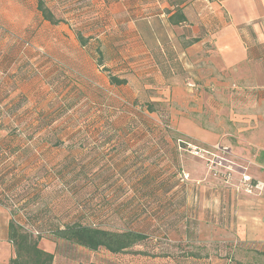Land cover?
I'll return each mask as SVG.
<instances>
[{"label":"crops","instance_id":"0c3cea01","mask_svg":"<svg viewBox=\"0 0 264 264\" xmlns=\"http://www.w3.org/2000/svg\"><path fill=\"white\" fill-rule=\"evenodd\" d=\"M58 2L67 7L65 15L79 19L86 44L75 40L71 26L60 25L66 34L57 32L48 48H40L45 57L32 79L24 72L22 50L5 46L8 33L0 30V263L14 256L9 221L24 209L20 203L36 194L41 165L40 179H59L67 196L81 187L110 192L108 203L95 196L79 201L80 208L107 204L118 219L121 208L136 201L178 208L180 236L201 234L203 226L223 239L236 238L243 264H264V194L235 186L244 171L264 181V0L52 1ZM109 74L126 82L112 84ZM128 87L134 92L128 94ZM253 88H258L256 110L250 104ZM128 96L136 106L141 96L152 107L170 99L173 132L142 131L147 123L139 116L130 124L140 126L134 133L123 129L127 120L109 118L115 110L123 114ZM68 112L77 117L71 125ZM179 138L228 147L227 154L214 151L213 157L221 161L216 169H230V182L178 147ZM156 139L168 149L163 151L160 141L149 143ZM126 174L135 180L122 187L136 193L124 198L117 185ZM9 196L22 200L7 206ZM206 198L220 199L222 210L211 214L225 220L204 217L208 212L200 208ZM192 199L199 202L198 211L187 210ZM134 212L126 219L139 216ZM39 247L54 254V264L51 236H42ZM231 257L230 262L233 251Z\"/></svg>","mask_w":264,"mask_h":264},{"label":"rangeland","instance_id":"374dc122","mask_svg":"<svg viewBox=\"0 0 264 264\" xmlns=\"http://www.w3.org/2000/svg\"><path fill=\"white\" fill-rule=\"evenodd\" d=\"M45 1L51 7L57 18L62 20L61 23L52 25L44 21L36 9V1L34 0H0V30L3 28V31L8 33L5 46L13 50L15 49V51H18L19 48L22 50L23 54L20 60L23 66L27 68L24 72L28 75V79L37 76L38 61L42 55L45 57L41 49L48 48L51 43L54 42L53 37L56 36L57 32L66 34L67 28L65 26L60 27V25L68 24L71 26L70 28L74 32L76 41H78V32L86 38L85 33L79 28V19L73 20L64 14L67 9L66 6H63L61 2L52 3L53 0ZM76 7L75 5L72 8ZM23 55H25V57ZM262 67L264 68V64H262ZM257 90L258 88L252 89L253 101L250 103L252 105L251 108H255V110L257 100L254 94ZM130 91L134 92L133 87H128L126 89L128 94ZM112 94L115 95L116 93L113 92ZM148 95L151 96V98L158 96L157 93H149ZM160 96L162 97L163 94H160ZM114 98L115 97L112 95V100ZM130 100L131 96H128V104L123 114H119V112L115 110V112H111L110 115H106L117 122L123 119L125 121L127 120L129 126H125L123 129H129V131L133 130L134 133L140 132L138 131L140 130V126L139 129H137V125L131 126L130 124H133L136 117L138 118L139 116L143 117L147 123L142 127L144 128L142 131L163 134L173 132L172 125L169 122V113L171 114L170 99L155 102V107L153 106L154 110L151 112L147 110L146 105L149 102L147 103L143 96L139 98L141 102L138 106ZM153 101H156V99H153ZM257 112L259 111L257 110ZM80 114L81 116L86 115L83 111L80 112ZM96 115L98 117L99 114ZM66 117L69 118L66 123L70 125L77 118L72 112H68ZM86 117L91 118L88 116ZM100 118L103 117L100 116ZM109 130L108 128L106 131ZM112 131L116 133L117 131L119 132V129H112ZM95 132L98 133V130L95 129ZM86 135H88L87 131L85 133V136ZM97 135L100 134L98 133ZM81 136L82 133L79 137ZM179 139L189 142L185 138ZM178 140H176L175 143L184 150L185 144H182ZM159 141L156 139L155 141H149V143L158 144ZM160 143L162 144L161 148H163V151L168 149L164 140L160 141ZM229 143L231 142L229 141ZM42 168L43 166L37 165L36 187L34 186L36 188V194L26 198L23 202H21L22 199L20 198H12L14 204L20 202V204H26L23 206V210L21 209L12 214V218L17 222L32 226L33 230H37L38 232L41 231L43 236H48V229L54 228V226H64L75 222L93 224L97 227L100 226L109 230L133 229L145 233L148 236L146 240L135 245L131 250H128V252L117 254H112L104 249L91 251L75 245L68 247L59 242L57 246L60 251H57L54 264H85L88 262L97 264H243L242 252L239 249V241L236 238H231L229 240L223 239L221 236L224 235L207 232V229L203 228V226L200 227V230L203 231L201 234L193 232L188 233L185 237L180 236L178 211H176L178 208L173 207L171 209L164 206V208L158 209V204L151 205L146 202L136 201V205L131 206L129 209L128 207L121 208L122 216L119 215V219L116 217V212L113 211V208L107 204H105L106 206L103 204L104 206L102 207L88 206L89 208H80L77 204L79 201L83 199L93 200L95 196L103 200L108 198L106 200V203H108L110 200V192L99 191L96 193L89 191V189L84 190V188L81 187L78 192L70 193L67 196L59 179H53V181H49L48 179L45 180L44 178L40 179L42 178L40 177L43 172ZM133 176L134 175L126 174L125 177H122V181L117 185L119 188H122L120 191H117V195H122L119 197L127 198L129 194L132 193L131 195H133V193H136L133 189V191L125 190V187H122L129 185L131 181L128 179L133 180ZM182 178L185 179L186 177L183 175ZM86 179L92 181V177ZM259 181L263 183L264 186V181ZM259 181L255 180L254 182ZM237 190L244 192L241 189ZM253 193L257 195L264 194V189L260 190V192L254 191L249 194ZM206 199L207 200L203 201L201 208L199 207V202L196 203L194 199H192L191 202H187V210L193 212V210L198 211L200 208V210L203 209L208 212L204 215L206 219L217 221L216 218H220L218 219L220 221L223 218L225 220L226 216L223 217L221 215V217H219L216 215V217H213L215 214H211L213 211L222 210L223 204L220 199L216 198V200L213 201L214 203L209 201L210 198ZM132 209L135 210L136 212L134 213H138L139 216L127 220L126 214ZM150 214L153 215V218H150ZM223 224H225V221ZM181 238L186 239L182 241ZM231 250L233 251L234 258L230 262L228 257H231ZM190 257L195 258L196 261L192 260Z\"/></svg>","mask_w":264,"mask_h":264},{"label":"trees","instance_id":"16d2710c","mask_svg":"<svg viewBox=\"0 0 264 264\" xmlns=\"http://www.w3.org/2000/svg\"><path fill=\"white\" fill-rule=\"evenodd\" d=\"M34 1H36V9L44 21L52 25H57L62 22L61 19L57 18L45 0ZM77 39L80 44H86L87 38H84L79 32L77 33ZM97 52L99 53V51ZM97 62L100 65L102 64L100 56ZM109 79L115 85H123L126 82V79H119L112 74H109ZM147 110L151 112L154 108L151 105H147ZM12 198L10 196L6 197L4 203L7 206L14 205ZM47 234L55 241L56 251H60L57 246V243L60 242L68 247L75 245L91 251L104 249L112 254L128 252L132 247L148 238L147 234L133 229L109 230L93 224L76 222L64 226H54V228L48 229ZM42 236V233L33 236L16 223L15 220L10 219L7 238H9L13 246L14 256L8 262L0 264H52L54 254L39 247ZM85 264L97 263L88 262Z\"/></svg>","mask_w":264,"mask_h":264},{"label":"built area","instance_id":"2783aa9c","mask_svg":"<svg viewBox=\"0 0 264 264\" xmlns=\"http://www.w3.org/2000/svg\"><path fill=\"white\" fill-rule=\"evenodd\" d=\"M178 141L181 142L182 144H185L186 150L192 156L204 159L205 165L210 172H213L214 174L219 173L220 175L223 176L224 181L226 183L230 182V179L232 177L230 169L228 167L224 168L225 171L223 172L219 171V169H216V165H220V167H222V165H221V161L216 160L213 157L214 151H220L221 153L227 154L229 150L228 147L220 143H214L213 145L202 146V145H197L191 142H185V140L182 141L179 139ZM184 177H187V175L185 174ZM235 186L237 189H241L247 193H252L254 191L260 192V190L264 189L263 183H261L260 181L254 182L252 180V177L245 171L244 173L240 175ZM12 219L14 220V218ZM15 222L18 223L24 230H27L29 233H31L33 236H36L42 233L41 231L38 232L37 230H33L32 226L21 224L20 222H17L16 220Z\"/></svg>","mask_w":264,"mask_h":264}]
</instances>
